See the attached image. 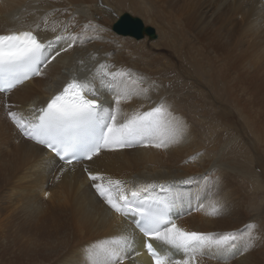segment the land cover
<instances>
[{
  "label": "bare ground",
  "instance_id": "1",
  "mask_svg": "<svg viewBox=\"0 0 264 264\" xmlns=\"http://www.w3.org/2000/svg\"><path fill=\"white\" fill-rule=\"evenodd\" d=\"M125 12L154 28L155 40L114 34ZM6 28L39 29L38 37L55 47L40 75L0 93V264H91L90 251L122 235L130 246L119 264H153L132 217L98 195L89 173L122 181L125 195L141 186L170 187L180 198L173 219L188 231L256 225L248 252L226 260L209 252L196 264H264V173L253 172V164L264 168V0H0V31ZM70 36L78 37L71 47ZM119 71L129 74L131 88L147 89L121 102L119 120L163 103L183 128L177 143L157 148L145 140L64 164L7 115L34 120L37 107L80 74L105 109H114L104 73ZM170 194L156 187L147 196ZM212 200L223 202L220 215L208 214ZM154 242L162 255L183 259Z\"/></svg>",
  "mask_w": 264,
  "mask_h": 264
},
{
  "label": "snow or ice",
  "instance_id": "2",
  "mask_svg": "<svg viewBox=\"0 0 264 264\" xmlns=\"http://www.w3.org/2000/svg\"><path fill=\"white\" fill-rule=\"evenodd\" d=\"M56 39L65 37L57 36ZM67 39L71 47L78 37L70 36ZM48 43L50 45L51 41ZM45 49L46 44L41 43L30 30L0 34V93L8 94L32 76L40 75V66L48 61L44 55ZM51 59H55V56ZM128 75L123 71L104 73V76L111 77L107 87L115 93L114 109L106 110L98 99L88 98L89 95L96 96L95 88L88 81L73 79L46 107L39 109L40 115L34 121L27 120L17 111L9 110L7 115L24 136L44 145L68 163L79 154L91 160L102 149L131 147L145 140H155L154 146L157 148L177 143L183 128L163 103L150 111L137 112L123 121L119 120L121 102L131 99L134 94L139 95L141 91L147 92V89L131 88L127 81ZM130 83L137 82L133 80ZM89 178L94 182L93 187L98 195L112 209L125 216L132 214L137 217L135 224L149 241H159L183 254V259L173 258L171 252L162 255L148 242L146 248L154 264H196L199 256L209 252L218 259L226 260L234 258L237 252L242 255L254 246L255 224L250 223L243 230L224 233L188 231L177 225L170 215L175 202L174 195L147 198L142 195L156 187H159L160 192L170 194V187L141 186L132 190L129 196L123 194V182L120 180L105 181L103 176L92 173H89ZM117 189L121 191L118 198L114 196ZM202 207L201 204L196 210L199 211ZM223 207L222 201L212 200L208 214L220 215ZM129 246L127 236L114 237L108 245L89 252L90 262L119 264L121 254Z\"/></svg>",
  "mask_w": 264,
  "mask_h": 264
},
{
  "label": "water",
  "instance_id": "3",
  "mask_svg": "<svg viewBox=\"0 0 264 264\" xmlns=\"http://www.w3.org/2000/svg\"><path fill=\"white\" fill-rule=\"evenodd\" d=\"M113 30L124 36H130L137 40L143 39L148 36L149 39H155V29L144 24L140 17L133 16L128 12L119 16L113 25Z\"/></svg>",
  "mask_w": 264,
  "mask_h": 264
},
{
  "label": "rangeland",
  "instance_id": "4",
  "mask_svg": "<svg viewBox=\"0 0 264 264\" xmlns=\"http://www.w3.org/2000/svg\"><path fill=\"white\" fill-rule=\"evenodd\" d=\"M131 15H133V14H131ZM133 16H135V15H133ZM137 17H139L138 15H136ZM147 26V25H146ZM151 26V25H150ZM117 36H119V35H117ZM119 37H121V38H123V36H119ZM147 37V36H146ZM133 40H135L134 38H133ZM142 40V39H141ZM150 40V39H149ZM153 40H155V39H153ZM51 41V40H50ZM137 41H139V40H137ZM55 47V45H52V44H50V49L52 50L53 48ZM48 50H46V52H47ZM50 51V50H49ZM170 76H173V74H170ZM255 164H253V166H254ZM252 166V167H253ZM243 193H244V190H243ZM171 195H174V197L177 199V200H179L180 198H179V196L176 194V192L175 191H172V193L170 194V196ZM253 198H255V196H253V194H250V199H253ZM178 206H180V202H178Z\"/></svg>",
  "mask_w": 264,
  "mask_h": 264
}]
</instances>
